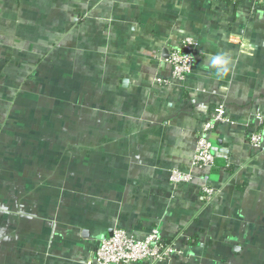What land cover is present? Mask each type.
Instances as JSON below:
<instances>
[{
    "label": "crops",
    "instance_id": "1",
    "mask_svg": "<svg viewBox=\"0 0 264 264\" xmlns=\"http://www.w3.org/2000/svg\"><path fill=\"white\" fill-rule=\"evenodd\" d=\"M198 44L185 87L167 53ZM210 169H189L217 104ZM264 14L253 0H0V264H93L115 228L167 241L162 264H264ZM173 168L190 184L173 187ZM217 190L211 203L200 193Z\"/></svg>",
    "mask_w": 264,
    "mask_h": 264
},
{
    "label": "built area",
    "instance_id": "2",
    "mask_svg": "<svg viewBox=\"0 0 264 264\" xmlns=\"http://www.w3.org/2000/svg\"><path fill=\"white\" fill-rule=\"evenodd\" d=\"M237 4L241 0H226ZM256 9L264 14V0H253ZM197 42L190 36L183 37L174 46L167 57L170 67L168 77H156L154 84L162 87L174 85L179 90L185 87L187 77L193 72L196 63ZM232 124L224 104H217L208 118L203 121L195 134V147L189 159V169H210L214 166L215 152L212 134L222 125ZM247 142L252 150L263 148L264 112L259 109L252 114V124L246 127ZM192 175L179 168H173L168 173L170 186L177 187L190 184ZM200 193L211 203L217 195V190L207 181L200 187ZM188 234L181 229L177 236L167 241L161 235L158 227L151 228L143 236L121 228H115L109 237L102 239L95 252L93 264H162L184 256L188 243Z\"/></svg>",
    "mask_w": 264,
    "mask_h": 264
},
{
    "label": "water",
    "instance_id": "3",
    "mask_svg": "<svg viewBox=\"0 0 264 264\" xmlns=\"http://www.w3.org/2000/svg\"><path fill=\"white\" fill-rule=\"evenodd\" d=\"M167 56H168V53H167ZM112 231L109 232V234L107 235V237H109L111 235Z\"/></svg>",
    "mask_w": 264,
    "mask_h": 264
}]
</instances>
